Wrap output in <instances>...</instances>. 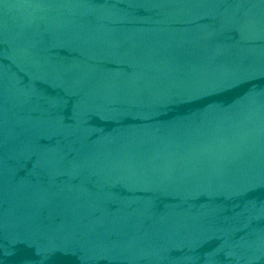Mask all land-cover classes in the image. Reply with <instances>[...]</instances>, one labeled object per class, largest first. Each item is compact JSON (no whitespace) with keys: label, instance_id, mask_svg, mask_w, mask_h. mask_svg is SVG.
I'll list each match as a JSON object with an SVG mask.
<instances>
[{"label":"water","instance_id":"95a60500","mask_svg":"<svg viewBox=\"0 0 264 264\" xmlns=\"http://www.w3.org/2000/svg\"><path fill=\"white\" fill-rule=\"evenodd\" d=\"M0 264H264V0H0Z\"/></svg>","mask_w":264,"mask_h":264}]
</instances>
